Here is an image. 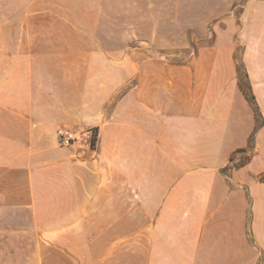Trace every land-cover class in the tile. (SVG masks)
Segmentation results:
<instances>
[{
    "label": "crops",
    "instance_id": "0c3cea01",
    "mask_svg": "<svg viewBox=\"0 0 264 264\" xmlns=\"http://www.w3.org/2000/svg\"><path fill=\"white\" fill-rule=\"evenodd\" d=\"M0 264H264V0H0Z\"/></svg>",
    "mask_w": 264,
    "mask_h": 264
},
{
    "label": "built area",
    "instance_id": "2783aa9c",
    "mask_svg": "<svg viewBox=\"0 0 264 264\" xmlns=\"http://www.w3.org/2000/svg\"><path fill=\"white\" fill-rule=\"evenodd\" d=\"M56 140L61 147H75L87 143L93 147L96 142V134L91 128L71 129L61 127L57 130Z\"/></svg>",
    "mask_w": 264,
    "mask_h": 264
},
{
    "label": "rangeland",
    "instance_id": "374dc122",
    "mask_svg": "<svg viewBox=\"0 0 264 264\" xmlns=\"http://www.w3.org/2000/svg\"><path fill=\"white\" fill-rule=\"evenodd\" d=\"M210 28V27H209ZM211 30L209 29L207 32L209 33ZM189 44H191V43H189ZM190 49V48H189ZM248 159V157H246L244 160H242L241 162H243V161H245V160H247Z\"/></svg>",
    "mask_w": 264,
    "mask_h": 264
},
{
    "label": "trees",
    "instance_id": "16d2710c",
    "mask_svg": "<svg viewBox=\"0 0 264 264\" xmlns=\"http://www.w3.org/2000/svg\"><path fill=\"white\" fill-rule=\"evenodd\" d=\"M247 95V94H246ZM248 96V95H247ZM248 100L251 102V98L248 96Z\"/></svg>",
    "mask_w": 264,
    "mask_h": 264
}]
</instances>
